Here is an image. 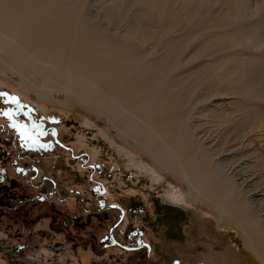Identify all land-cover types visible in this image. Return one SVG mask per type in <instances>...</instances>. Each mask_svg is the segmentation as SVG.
<instances>
[{
  "label": "bare ground",
  "instance_id": "bare-ground-1",
  "mask_svg": "<svg viewBox=\"0 0 264 264\" xmlns=\"http://www.w3.org/2000/svg\"><path fill=\"white\" fill-rule=\"evenodd\" d=\"M144 2L150 7L156 3L163 10L160 0ZM223 2L234 18L241 19L244 0ZM92 8L81 0H0V73H15L21 89L35 92L43 101L61 92L66 98L62 106L78 105L104 118L123 144L113 139L108 142L115 154L125 158V167L136 170V177H147L152 186L164 188L161 195L165 202L198 211L200 234L217 241L224 251L208 244L205 253L184 252L186 263L264 264V231L256 229L258 225L264 227L260 217L264 213V188L256 187V179L243 172L248 160H234L228 169L231 178L226 177L221 168L225 159L220 161L225 153L215 154L219 143L208 146L218 134L209 123L202 122L231 118L221 109H212L223 106L214 101L227 97L221 92L213 94L220 83L212 82L214 77L233 89L229 95L239 99V111L264 99V53L252 58L229 54L232 41L253 42L260 37L264 14L241 30H232L234 23L226 20L211 28L201 26L196 33L199 36L183 34L174 27L172 32L177 37L148 42L110 34L101 22L86 17ZM171 20L175 23L176 19ZM190 51L189 64L198 59L205 63L194 76L178 79L185 67L182 57ZM241 105L246 107L241 110ZM33 109L38 114L47 110L43 105ZM5 111L0 108L2 117ZM247 112L252 114V121L258 118L257 111ZM237 127L235 133L227 127L222 138L232 133L236 138L230 142L242 138L245 130ZM171 179L180 188L171 184ZM237 186L246 189L249 199L237 193ZM232 189L235 195L228 197ZM184 190L200 202L196 208L187 205ZM204 205L213 215L225 218V223L237 226L242 235L240 244L235 242L236 230H231L226 242L222 232L207 227V222H215L206 217L209 214L202 210Z\"/></svg>",
  "mask_w": 264,
  "mask_h": 264
},
{
  "label": "rangeland",
  "instance_id": "rangeland-1",
  "mask_svg": "<svg viewBox=\"0 0 264 264\" xmlns=\"http://www.w3.org/2000/svg\"><path fill=\"white\" fill-rule=\"evenodd\" d=\"M160 1L163 2L161 11L156 3L150 7L144 0H81L83 4L93 6L86 17L94 22H101L104 27H108L107 31L110 34L119 37L131 35L132 39L148 40V42H156L158 38L162 37H177L174 36L176 33L172 32L175 29L179 32L182 31L183 34L195 35L201 26L207 25L211 28L217 26L216 23L221 24L226 20L234 23L231 27L232 30H241L245 24L256 23L264 14L263 0H244L245 13L241 19H236L231 15V12L224 7V0ZM237 1L233 0L235 3ZM171 19H176L175 23L171 22ZM174 27L176 28L173 29ZM260 30L261 35L256 41L248 40L244 41L245 43L232 41L230 51L228 50L230 56L237 55L243 58L250 56L252 58L264 53V19ZM213 54L215 55L212 53V56H214ZM192 55L191 51L183 55L182 60L185 67L180 70L182 73L177 75L178 79L183 76H194L197 68L205 63L198 59L195 64H189ZM203 57L206 58L205 55ZM197 64L199 65L197 66ZM214 80L220 83L213 94L221 92L220 94L224 93L227 97L214 101L213 104L218 103L223 106L212 109L213 111L221 109L231 118L229 117L225 121L220 118L203 119L202 122L209 123V126H212L211 130H215V135L218 134V139L208 146L219 143V146L215 148L217 149L215 154L225 153L220 161L225 159L221 168L226 177L231 178V171L228 169L230 165H233L234 160H248L243 172L249 178L252 175V178L256 179V187L264 188V99H258L255 102L257 105L249 106L246 111L243 109L247 104L241 105L240 108L243 111H239L237 108L240 104L239 99H232L229 95L233 89L230 90L228 83L223 82L219 77L212 78V82ZM18 82L19 77L15 73L11 71L0 73V106L14 111L9 101L11 97L16 98L19 103L21 102L25 106L36 108V105H43L47 108L46 112H41L39 115L38 110L33 112L39 126L36 124L34 128L30 129L28 120H26L27 127L25 126V129L27 132L20 138L19 145L25 153H31L35 159L40 160L39 175L52 179L49 184L46 182L42 191L47 193L55 189L59 194V198L53 202L55 209L58 211L69 210L68 212L72 216L86 217L89 214L92 220L91 230L98 237L105 235L109 227L117 222L118 227L114 232L115 239L130 249L142 248L139 251L131 250L129 252L114 248V250L121 251L122 254L119 253L116 256L113 250H109L112 251L109 257L95 258L93 256L87 264H188L183 256L184 252L193 253L196 251L202 254L206 252L208 244H213L217 251H224L217 241L200 234L202 228L197 221V210L165 202L161 195L165 191L164 188L156 184L152 186L147 177L142 175L136 177L134 174L136 170L125 167V158L115 154L113 147L108 142L113 139L118 145L123 146V144L116 139L115 132L110 129L104 118L87 112L78 105L62 106L61 104L66 102V98L61 92L54 94L50 101H43L35 92L23 91ZM219 88L221 90H218ZM249 109L258 112L257 122H255L256 120L252 121V114L247 112ZM14 112L21 114L18 107ZM52 119H58V123L54 125ZM46 123L48 126L43 127L42 124ZM237 126L243 127L242 130L245 131L242 134L244 135L239 140L230 142L236 138L232 134L238 131ZM227 127L233 133L227 136V139L222 138L221 134L223 130H228ZM103 135H106L105 138ZM108 136L110 137L108 138ZM1 138L2 135H0V140ZM239 142L242 143L241 146ZM28 143L33 146L37 143V146L35 149H31L28 147ZM0 175L6 179V183H11L13 179L17 180L16 186L9 188V191L16 196L22 192H36L26 179L23 180L15 176L8 164L0 166ZM169 182L180 188V185L174 180L171 179ZM233 183L235 182L233 181ZM182 185L186 189V184ZM236 191L237 193L241 192L245 198L249 199L246 189L242 186H237ZM234 193L235 191L232 189L227 196L232 197L235 195ZM67 195L68 199L65 198ZM80 197L84 199L85 204L82 203ZM184 197L187 205L191 203L189 206L194 208L200 203L188 196L186 192ZM262 203L264 205V199ZM83 206L86 207L88 213L84 212ZM101 209H108V211L98 213V217L92 214ZM202 210L209 214L206 216L209 220L215 222V224L207 222V227L214 228L216 232H222L226 242L230 241L231 230H236L235 242L241 243L242 235L238 233L237 226L225 223L223 220L225 218L213 215L210 208L205 205ZM38 211L39 209L36 210V208H29L26 211L33 216L31 219L34 220L33 223L29 222L33 229L26 231V237L35 248L28 251L25 250L26 245L23 246V257L28 258V262L18 261L15 258L6 261L4 250L9 251L14 242H10L5 237V229L10 228V232L13 233L25 230L22 225H15L0 218V264H85V259L82 262V259L76 258V251L85 253L84 250L89 249L90 253H95L92 247L76 248L70 245L65 250L55 252L49 249L55 242L63 241L64 237L59 233L57 219L42 217L38 221L35 220ZM260 217L264 218V213H261ZM222 221L223 223H221ZM258 228L261 232L264 231L262 225L256 226V229ZM174 229L176 231L171 233L173 237L171 240L169 231ZM179 241H184V243ZM84 256L81 255L82 258Z\"/></svg>",
  "mask_w": 264,
  "mask_h": 264
},
{
  "label": "flooded vegetation",
  "instance_id": "flooded-vegetation-1",
  "mask_svg": "<svg viewBox=\"0 0 264 264\" xmlns=\"http://www.w3.org/2000/svg\"><path fill=\"white\" fill-rule=\"evenodd\" d=\"M10 98L9 101L13 106L14 111L16 110V107H18L21 114H16L12 109H6L5 107H2V109L4 108L6 111L4 112L3 117L0 115V135H2L0 140V166L8 164L14 175L18 176L20 179H26L28 183L34 187L36 192H22L16 196V194L9 191V188L10 186H16L17 180L13 179L11 183H6V179L0 175V218L2 220L5 219L6 221H9L15 225H22L23 229L25 230L19 233H13L10 232V228L5 229V237H7L10 242H14V245H12L9 251L4 250L6 261H11L12 258H15L18 261L28 262V258L23 257V246L26 245L25 250L28 251L35 248L32 247L33 244H31L30 240L26 237V231L28 232L33 229L31 223L34 222V220L31 219L33 216L30 213H26L29 208H36V210L39 209L35 219L37 221L42 217L49 219L55 218L58 220L59 233L62 234L64 240L55 242L52 247H49L50 250L54 252L65 250L70 245L75 246L76 248H82L85 246L92 247V250H94L95 253H90L89 249H85V253L76 251V258L78 257V260L82 259V262L83 259H85V264L89 263V260L92 259L93 256H95V258H102L104 256L105 258L106 256L109 257L112 254V251L110 252L109 250H113L116 256L119 253L122 254L121 251L114 250V248H120L127 252L131 250H141L142 248L130 249L115 239L114 232L118 227L117 222L109 227L108 232L105 235L98 237V235H96L95 232L91 230L92 220L89 214L88 216L86 215V217L75 215L72 216L68 212L69 210L58 211L55 209L53 202L56 200V198H59V194H57L55 189L54 191L52 190L47 193L42 191L46 185V182L49 184L52 179L47 176L41 177L39 175L38 166L41 164L40 160L35 159L31 153H25L19 145L20 138L25 135V132H27L25 129V126L27 127L26 120H28V127H30V129L34 128L36 124L39 126L38 122H36L37 118L33 113L35 112V109H33L32 106H25L21 102L19 104L14 103ZM5 113L12 115L13 119L10 120L8 116L5 115ZM51 121L54 123V125L58 123V119H52ZM42 125L43 127L48 126L47 123ZM27 145L29 148L35 149L37 143H35L34 146L29 143ZM65 198L68 199L69 196L67 195ZM80 200L85 204L83 198ZM83 210L85 213H88V210L85 206H83ZM106 210L108 211V209H101L99 212H93L92 214L98 217L100 213H103V211ZM174 231H176V229L169 231V237L171 240H173L171 233ZM179 242L184 243V241ZM146 249L149 248L146 247ZM81 255H85L84 258H82ZM123 255L125 254L123 253Z\"/></svg>",
  "mask_w": 264,
  "mask_h": 264
},
{
  "label": "snow or ice",
  "instance_id": "snow-or-ice-1",
  "mask_svg": "<svg viewBox=\"0 0 264 264\" xmlns=\"http://www.w3.org/2000/svg\"><path fill=\"white\" fill-rule=\"evenodd\" d=\"M10 99L12 102L19 104V102H18V100H16V98H10ZM6 102H8V101H6ZM5 115H7L10 120L13 119V116L10 115L9 113H5ZM22 135H23V133H22Z\"/></svg>",
  "mask_w": 264,
  "mask_h": 264
}]
</instances>
